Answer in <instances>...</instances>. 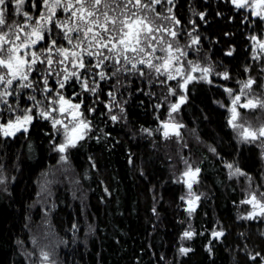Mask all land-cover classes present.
Masks as SVG:
<instances>
[{
    "label": "trees",
    "instance_id": "trees-1",
    "mask_svg": "<svg viewBox=\"0 0 264 264\" xmlns=\"http://www.w3.org/2000/svg\"><path fill=\"white\" fill-rule=\"evenodd\" d=\"M126 2L104 0L99 5L101 22H105L101 13L106 11L117 19L119 27L126 14L138 11L129 4L131 11L125 13ZM166 2L161 0L162 5ZM158 10L166 22L171 23L175 16L180 23L172 20L173 24L185 32L194 27L190 17L199 21L197 29L209 38L214 65L228 70L233 77L244 75L243 67L250 65L243 49L248 23L242 25L246 17H241L230 0H175L170 14L160 7ZM200 13L204 14L202 20ZM157 14L148 9L138 11L148 19H160ZM231 43L236 50L232 56L224 55ZM126 56L127 61L122 59L116 64L105 59L103 79L94 76L93 80V75L85 72V112L92 128L75 147L69 148V161L85 196L82 200L74 197L66 182L55 187V209L49 224L60 242L58 263L264 264V218L240 216L243 184L230 179L224 166L226 161L237 158L248 173L260 180V152L253 146L238 151L227 109L221 105L227 97L221 88L224 82L194 84L190 88L180 118L194 134L181 147L175 139L160 133V121L168 112L166 105L175 94L171 86L178 89L177 84H170L161 75L155 80L151 73L147 83L140 73H131L140 67L133 64L129 54ZM84 63L85 70L97 73L93 60L86 59ZM67 89L71 97L77 85ZM114 95L121 101L125 119H111L107 102ZM53 136L54 127L36 120L28 137L0 144V165L7 175L11 177L21 166L9 192L0 190V264H28L22 251L29 239L28 230L46 219L38 207L33 208L37 182L45 170L58 162ZM180 149L200 163L206 189L192 216L183 205V186L177 178ZM185 231L193 233L191 239H182ZM181 248L190 251L181 253Z\"/></svg>",
    "mask_w": 264,
    "mask_h": 264
},
{
    "label": "snow or ice",
    "instance_id": "snow-or-ice-1",
    "mask_svg": "<svg viewBox=\"0 0 264 264\" xmlns=\"http://www.w3.org/2000/svg\"><path fill=\"white\" fill-rule=\"evenodd\" d=\"M25 0H15V10L17 13L21 12L22 6L24 4ZM104 2V0H75V4L71 2V0H43V6L47 12V15H45L44 12H41L39 17L35 19V23H25L24 25H17L16 30H13L10 25L7 24L5 14L7 11V4L6 0H0V69H5L6 71L0 72V86L3 87V91H0V102L7 103V97L14 94V92L11 90L12 85L14 81H20L21 83L17 85L18 88H30L32 87V82L29 81V73H31L36 64L39 62L41 64L47 63L48 65H51L53 63V59L50 55L53 50L59 55H62L64 57V60H67L69 55H71L73 58H75L72 62L76 63V60L79 59V67L85 68L86 65L83 62V59L79 52L71 51L68 48L64 47H58L57 46V39L53 38V32L52 29L48 27L49 24H53L56 28H59L61 32L63 33L62 38L64 40H67V42L71 45L73 43V38L69 35V33L73 31H83V36L87 38L89 36V33L93 32V29L90 25L92 24H99V18L97 16V13L99 12L98 6L101 5ZM169 4L173 3V0H167ZM161 3V0H150V3L144 4L142 3V0H127V2L124 4V10L125 13L130 12L131 10L128 8V5L131 4L133 7L137 8V10L141 9H148L152 12H155L154 5ZM232 3L237 8L242 7H251V4L249 3V0H232ZM254 3L257 7H264V0H254ZM105 8H108L109 5L107 3L104 4ZM32 7H37V4L35 3V0L32 4ZM58 8H62L64 12H70L71 16L69 19L77 18L79 21L84 22V27L80 24H76L74 26H69L67 21L60 22L55 20L56 11ZM137 12H131V15H125V18L119 21V27H117V19L114 17H110L108 13L105 11L101 13L104 17V24H99V26L102 28L103 32H114L117 35L113 36L109 39V43H111L112 39H115L117 44H119L122 47V51L120 54H123V52L131 51L133 53H136L137 51L143 52L145 49L143 47H139L142 43H147L149 47H151L150 38L154 39L152 36L153 33V27L151 24V21L148 19L147 15L140 16ZM169 13H171L172 9H168ZM23 16L26 18V21H32L33 17L29 15L28 12H23ZM253 15L259 16L260 13L253 11ZM159 15V14H157ZM200 18H204V14L200 13ZM264 19V17H261ZM172 20L175 21L176 24H179L180 21L175 19V16L171 17ZM112 24V28L109 29L108 23ZM5 27H8L9 31H4L3 29ZM29 29V31H25V29ZM156 32L161 31L159 27L155 28ZM164 31H169L168 29H164ZM47 33V35H46ZM170 35L173 37L176 36V32L172 31L170 32ZM78 43L73 45V47L78 48L80 47V44L83 43L82 40H80V37H76ZM103 37L99 33H93L92 40L99 42ZM252 40L257 41L259 45L260 52H264V42L257 40V37L253 36L251 37ZM49 41L47 47L43 48L41 52H36L33 49L35 46L40 44L43 41ZM193 43H198V38L193 40ZM91 46V42L89 44ZM101 48H108V44H100ZM115 47V46H114ZM113 48H109V51H113ZM172 49V45H168V52L169 55L167 57H158L157 59L163 60V63L161 64H152L150 61L148 62V66L150 68H154L157 73H161V69L165 73L168 74V79H176V76L171 75L169 72V69L172 65L173 61H179L178 56H171L170 52ZM154 52L155 49H152ZM160 51H165V49L161 48ZM177 51H179L177 49ZM43 53H48L49 55L45 56L44 59H41V55ZM89 55H92L91 52H89ZM98 55H102V53H98ZM228 55H231V52L228 53ZM259 53L255 52L254 47V58H258ZM109 57H104L99 61V63L96 64V67L99 68L101 64H103L105 59H108ZM124 59L127 61V56L124 57ZM60 63H63L64 61H59ZM119 62V61H117ZM140 63H144V61H140ZM191 64V62H189ZM133 68H135V65H133ZM200 71L202 75L199 77V79H205L207 73L210 71V69H200L198 65H194L191 67V72ZM177 75L181 76L184 80L183 84L178 85L179 87L186 88V85L192 81L197 79V77L192 76L190 73L185 77L184 73L181 72L180 68L176 69ZM143 74V73H141ZM72 76H76L77 74L75 72L71 73ZM101 78L103 79L105 74L103 72L100 73ZM224 79H228L227 72L222 74ZM65 79H68L66 76ZM24 81H28V83H24ZM211 82V81H209ZM45 85L47 84V79L44 81ZM255 83V80L252 78H249L246 82H243L242 88L240 90L239 95H235L234 98L231 101V108L229 111L231 112V119H229L228 123L233 126L234 128L240 127L243 128V125H237L234 123L236 119L239 117V112L237 111V105L241 108H250L254 109L257 107L264 108V100L256 99H248L245 103L239 104V101L241 99V96L245 95V89H251L252 84ZM64 86L63 82H60V87L62 88ZM85 90H87V81L83 82L82 85ZM47 90V89H46ZM50 91V90H48ZM91 91L95 92L96 89L92 88ZM172 91V90H170ZM229 96L233 95L232 89H226ZM109 95H112L109 93ZM31 99L35 100V97H30ZM114 99V97H113ZM185 100V97L181 96L179 98V103L171 105L172 111H177L179 109L180 103H183ZM68 103L69 101H65L63 96L59 97V101L57 103ZM39 103V102H37ZM70 107L79 109L80 104L71 105ZM158 107V106H157ZM11 106L9 105V111H11ZM56 109H52V111H55ZM62 113L67 112L68 109H65L63 107V104H61V107L59 109ZM123 111V109H121ZM32 112V109H27L24 111L23 116H17L15 118V121L8 120L6 123H0V135L3 136H14L19 131H27L26 124L31 123L33 117L30 114ZM73 117V120H77L78 124L75 125L72 128V132L75 133V135H70L68 127L65 125V142L58 145V150L61 152H64L69 147H75L78 140H82L84 138V134L86 130H88V123L85 122L82 119H79V117L82 115L79 112L76 113H70ZM39 115L43 116L44 118H50L51 113L47 111H42L39 113ZM112 120H116V116L111 117ZM63 122L61 120H52L53 127L55 128L57 125H61ZM164 127L167 129L168 125L165 124ZM178 127V126H177ZM77 128L79 131H77ZM178 134V133H177ZM165 135H168V132H165ZM241 135L245 141H254L258 139L259 137H264V126H261L257 130H250L248 128H243V131L241 132ZM215 151V149H213ZM228 168H232L231 164L227 165ZM191 171V170H190ZM238 171V169H237ZM199 172V169L197 168L195 170V173H192L193 179L195 178L196 173ZM189 173H185L187 176ZM189 188H191V184L188 185ZM261 196H264V193H261ZM198 199V198H197ZM255 203L253 204V202ZM243 203H249L253 204L254 211L252 213H249L248 218H254V216L257 214L255 212V208L257 206L260 207V215H264V204H261L260 201L256 200L255 194H253L252 198L247 201H243ZM190 211H194V208L189 209ZM193 233L190 231H185L182 239H191ZM214 236L222 235V233H213ZM181 253H187L190 251V249L187 248H181ZM45 258H47V254H45Z\"/></svg>",
    "mask_w": 264,
    "mask_h": 264
},
{
    "label": "rangeland",
    "instance_id": "rangeland-1",
    "mask_svg": "<svg viewBox=\"0 0 264 264\" xmlns=\"http://www.w3.org/2000/svg\"><path fill=\"white\" fill-rule=\"evenodd\" d=\"M174 3L172 4H168L167 2L162 5L161 3L159 4H155L154 8L155 11L159 14L158 17L160 19H155L154 17H151L149 20L151 21L152 27H153V37L154 40L152 41V39H150L151 45L153 44H157L158 43V34L163 36L164 39V49L165 51L163 52L165 55H159L157 53V51L155 50L154 52L151 50V47L148 46V44H144L142 43L141 45H139V47H143L145 50L143 52H139L137 51L136 53H133L131 51H127V52H123V54H120L122 51V47L120 46V48L118 50H115L114 53L115 54H111V61H116V63H118L117 61H120L122 59H124V57L126 55H130L133 64L136 62V64H138V67H140V69H133V72L131 73H140V75L147 81V83H149L148 76L149 74H154V79L156 80V77L158 79V77L160 75H162V79H166L170 84L173 83L172 79H168V74L169 73H165L163 71V69H161V73H157L155 71V69H152V71H150L148 69V62L151 60L154 64H161L163 63V60L161 59H157L158 57H167L169 55L168 52V45L171 44L172 45V49L170 54H173L174 52H178L179 54L177 56H179V61H173L172 65L169 69V72L171 73V75L173 76H178L176 73V69L180 68L181 72L184 71V76L186 77L189 73L192 75L194 72H191V67L198 64L197 61L189 59V52L193 50V48H195L193 43V39L194 37L198 38V35H201L197 30V26L199 21L196 22V20L192 17H190L191 21H194L195 25L193 28H190L188 30V32L182 31V29H178L173 23V21L171 20V23H169L168 21L166 22L165 17H163L164 14L158 12L159 7L164 9L165 12H169L168 9L169 8H173L175 5V0L173 1ZM230 2L232 3V0H230ZM250 4L253 5L254 4V0H249ZM232 5H234L232 3ZM235 6V5H234ZM172 12V11H171ZM170 14V13H169ZM150 17V16H149ZM202 20V19H201ZM93 27V24L90 25ZM159 27L161 29V31L156 32L155 28ZM164 29H168L169 31H164ZM176 32V36L173 37L172 35H170V32ZM94 30L92 33H89V36L93 35ZM185 36V37H183ZM186 38V39H185ZM185 39V41H183ZM186 42V43H185ZM92 45L98 44L96 41H91ZM186 45V46H185ZM177 49L179 51H177ZM86 50V49H85ZM195 50V49H194ZM193 50V51H194ZM86 54L89 55V52L92 53V55H90V57L94 56V51H90V50H86ZM173 52V53H172ZM174 55V54H173ZM193 55V54H192ZM191 56V54H190ZM92 59V58H91ZM94 61V67H96V64L99 63L100 59H92ZM144 61V63H140V61ZM154 60H156V62H154ZM73 61V60H71ZM150 61V62H151ZM189 62H191V64H189ZM201 63H207L208 66L210 65V61L209 62H203L201 61ZM76 63H74L75 65ZM104 64V62H103ZM101 64V66L98 69L97 73H96V77H101L100 73L103 72L105 74V70H104V65ZM143 64V66H147V68L145 69V67L143 68L141 65ZM208 66H204L203 69L207 68ZM142 67V68H141ZM210 67H212V64L210 65ZM209 68V67H208ZM210 69V68H209ZM212 69V68H211ZM109 70V69H108ZM131 69H129L130 71ZM154 70V71H153ZM212 71H214L212 69ZM163 72V74H162ZM211 72V70L209 71V73ZM143 73V74H141ZM159 75V76H158ZM230 75H228L229 77ZM106 77V75L104 76ZM198 77V76H197ZM249 78H252L255 80V83L252 84L251 89H245V95L241 96V99L239 101V104H243L245 103L248 99H252V100H256L257 98L260 100H264V65L262 66V74L259 77L257 74H250L248 75V77L243 80V81H233V86L229 87L228 89H232L233 95L229 96L228 92H227V109L229 111V109L231 108V101L234 98L235 95H239L240 94V90L242 88V84L243 82H246ZM230 79V78H228ZM101 79H99L100 81ZM183 80V78H182ZM184 82V81H183ZM180 85V82H179ZM178 86V85H177ZM172 91L175 92V94L170 96V100L171 102L168 103L166 105V107L168 108V112H167V116L160 121V133L163 136L165 135V132H168L167 137H171L173 139H175L177 141V144H180V146L182 147L183 144H185L187 141V139L190 138V136L192 134H194V130L190 129V128H186L183 125V121L180 118V105L179 109L177 111H172L171 109V105L173 104H177L178 100L181 96H184V90L178 86L175 89H173V87L171 86ZM114 97V99H113ZM169 101V100H168ZM107 107L108 110H110V115L112 116H116L117 119L120 118H124L125 119V113H124V109L121 105V101L116 99V96H112L111 100L109 102H107ZM260 108V107H257ZM121 109H123V111H121ZM261 109V117L264 118V108H260ZM255 109H250V108H245L244 111L241 112V107H239V105H237V111L239 112V117L236 119V121L234 123H236L237 125H243V128H248L250 130H257L259 129L261 126H264V120L259 123L256 120V117L254 119H252L250 117V115L254 114L255 112H258V110L253 111ZM257 114V113H256ZM255 115V114H254ZM247 116V117H246ZM86 118V122L88 123L89 127L88 130H86L85 134H84V138L91 132V128H92V122L90 121V119L88 117ZM246 118H249V120H246ZM229 119H231V112L229 111ZM179 126L174 127L173 129H170L172 131L167 130L164 125L165 124H178ZM78 124L77 120H73L72 117L69 116L68 120H67V127L69 130V134H72V128ZM64 124L62 123L61 125H57L55 128L58 130V134L56 133V136L54 138V146H53V151H55L57 153V157H58V162L53 165L50 166L47 170H45L43 172V174L40 176L38 182H37V199L33 205V208L36 209L37 207L40 209L41 212V216H46V219L44 220L43 223H41V225H38L37 227H34L32 229H29V239L28 241H26L25 245L23 246V250L22 247L20 246V249L23 251V255L25 256L28 264H59L57 261V253L59 250V245L60 242L58 241L57 236L54 234V232L51 230L50 228V224H49V216H51V213L54 211L55 209V201H54V195H55V187L59 182H66L68 184H70L71 189L73 191V195L74 197H78L79 199H83L85 194L82 191L80 184L78 183L77 177L75 175V170L73 168V166L71 165L70 161H69V148H67L64 152H61L58 150V145L62 144L65 142V130H64ZM230 127L233 129V132L238 140V142H240L241 144L245 143V144H256L259 146L260 149V158H261V175H260V180H256L253 176L247 174L245 171H242L241 168L239 167L238 161L234 160L231 164V162H226V165L231 164L232 168H228V174L229 177L232 179H237L238 181H242V188H243V193H244V199L243 201H247L250 200L253 196V194H255L256 196V200L260 201L261 204H264V196H261V193H264V137H259L258 139L254 140V141H245L241 135V132L243 131V128L240 127H236L234 128L233 126L230 125ZM55 129V130H56ZM62 133V134H61ZM178 133V134H177ZM83 138V139H84ZM198 141H200L199 139H197ZM184 151L182 149L179 150L178 153V157L180 158L181 162L180 165L178 167L179 169V173H177V178L179 179V181L181 182L182 186H183V194H182V202L183 205L186 209V211L188 212L189 216H192L194 211H190V207L194 208V210L197 209V207L199 206L200 200L203 196L206 195V189L203 186L204 184L202 183V179L201 176L194 180L192 178V176H186L185 173H189L190 175H192V173L200 167V163H198L197 159L194 157V155L192 154H187V156H185L186 154L184 153ZM21 169L20 164L18 165ZM238 169V171H237ZM191 170V171H190ZM19 177V174H14L12 175V177H8L7 173H5V170L3 169L2 165H0V190L4 193H8L9 189L12 185L13 182H15V180H17ZM191 184V188L188 187V185ZM198 198V199H197ZM243 201L241 202L240 206H239V213L240 216H248L249 217V213H252L254 211L253 208V204L255 203V201L253 202V204H249V203H243ZM255 212L257 213L255 216H260L262 218H264V215H260V207L257 206L255 208ZM45 254H47V258H45Z\"/></svg>",
    "mask_w": 264,
    "mask_h": 264
},
{
    "label": "flooded vegetation",
    "instance_id": "flooded-vegetation-1",
    "mask_svg": "<svg viewBox=\"0 0 264 264\" xmlns=\"http://www.w3.org/2000/svg\"><path fill=\"white\" fill-rule=\"evenodd\" d=\"M34 0H25L21 12L17 13L15 10V0H6V4H7V11L5 14V18L7 21V24L10 25L12 27L13 30H16V26L17 25H24L25 23H35V19L37 17H39L41 12H44L45 15H47V12L43 6V0H35V3L37 4V7L33 8L32 4H33ZM71 2L73 4H75V0H71ZM250 3V2H249ZM232 4V3H231ZM233 7L239 11V13L241 14V17L245 16V18L242 21V25L244 26L245 23H248V29L244 38V41L247 43L244 45L243 49L247 54L248 60L250 61V65L247 67H243V74L241 78H237V77H233L232 74L226 70V69H221L218 68L216 65H214L213 61H211L212 56H211V52H212V46L209 43V38L204 37L203 35H198V43H195L193 50L189 52V59L195 60L198 62V65L200 69H203L204 66H208L207 63H201V61L203 62H209L210 61V65L212 64V67H210V65L208 66L211 70V72L207 73L206 78L205 79H199V77L202 75V73L200 71H196L192 74V76L197 77V79L190 81L187 85L186 88L181 87L184 90V96L185 100L183 103H180V105L184 104L189 97V91L190 88L194 85V84H208L211 85L214 82H217V80H221V82L224 84L221 85L222 90L227 94L226 89H228L229 87L233 86V81H243L245 80L248 75H252V74H257L259 77L262 74V66L264 65V52H260L259 50V45L257 43V41H254L251 39V37L255 36L257 37V40L264 42V19H262L261 17H264V7H257L256 4L254 3L253 5H251V7H242V8H237L236 6L233 5ZM99 10L100 7L98 6ZM253 11L259 12L260 15H253ZM23 12H28L30 16L33 17L32 21H26V18L23 16ZM250 15V17H254V20L250 19V17H248ZM71 16V11L70 12H64L62 10V8H58L56 11V16H55V20L60 21V22H64L67 21L69 26H74L76 24H80L82 26V28L84 27V22L79 21L77 18H72L69 19V17ZM98 18L100 17V13H97ZM197 22V21H196ZM105 22H101L100 18H99V24H104ZM195 22L193 21V24ZM99 24H93V30L94 33H99L103 39H101L99 42H97L98 44L89 46L90 42L92 41V36H88L87 38H85L83 36V31H73L71 33H69V35L73 38V43L70 45L67 40H64L62 38L63 33L61 32V30L59 28H56L53 24H49L48 27L52 29L53 32V38L57 39V46L58 47H64V48H68L71 51H76L79 52L83 62L86 61V59L92 60V59H103L104 57H109L108 59H111V54H115L114 51L118 50L120 48V45L117 44L115 39L111 40V43H109V39L113 36H116L117 34L114 32H108L105 33L103 32L102 28L99 26ZM195 25V24H194ZM108 27L109 29H111L113 26L112 24L109 22L108 23ZM118 27V24H117ZM198 27V26H197ZM261 27V28H260ZM4 31H9L8 27H5L3 29ZM196 30L200 33V31L196 28ZM25 31H29V29H25ZM47 35V33H46ZM79 36L80 40L83 41V43L80 44V47L75 48L73 47V45H75L76 43H78L76 37ZM153 36V35H152ZM89 38V39H88ZM194 39H196V37H194ZM193 39V40H194ZM158 43L157 44H152L153 49H155L157 51V53L159 55H164V51H160L161 48L164 49L165 45H164V39L163 36L160 34H158ZM49 41L45 40L43 42H41L40 44H38L37 46H35V48L33 49L36 52H41L43 48L47 47ZM107 43L108 44V48H101L100 44H104ZM242 43V42H241ZM145 45L147 43H144ZM244 44V43H243ZM115 46V47H114ZM147 46V45H146ZM113 51H109V48H113ZM119 47V48H118ZM254 47H255V52L259 53L258 58H254ZM90 50V51H94V56L90 57V55H87L86 50ZM236 50V46L231 43L230 47L225 50L223 52L224 55L228 56V53L231 52L232 56L234 51ZM210 52V53H209ZM98 53H102V55H98ZM173 53V52H172ZM174 54V55H173ZM173 54H171V56H177L179 53L178 52H174ZM191 54V56H190ZM193 54V55H192ZM49 55L48 53H43L41 55V59H44L45 56ZM52 59H53V63L51 65H48L46 62L41 64V63H37L34 70L29 73V81L32 82V87L30 88H18L17 85H19L21 82L20 81H14L13 85H12V91L14 92L13 95L8 96L7 97V103H3L0 102V123H6L8 120H13L15 121V118L17 116H23L24 111L27 109H32V112L30 113L33 117L31 123L26 124L27 127V131H19L17 132L14 136H3L0 135V144H3L4 142H8L11 140H15L21 136L24 137V139L26 137L29 136L31 127L33 125V123L37 120V121H43L48 123L49 127L53 128V124H52V120L56 119V120H61L63 122L64 125L67 126V120L70 117H72V115L70 113H76L79 112L82 115L79 117V119H82L86 122V112H85V106H86V98H85V88L82 86L84 81H87V73L90 75H93V80H95L96 78V74L94 75L93 71H88L85 70L84 68H80L79 65V59L76 60V64L74 65V63L71 60H74L75 58H73L71 55H69L67 60H64V57L62 55H59L55 52V50L52 51V53H50ZM179 57V56H178ZM92 58V59H91ZM64 61L63 63H60L59 61ZM85 64V63H84ZM207 67V69H209ZM214 71H212V69ZM6 71L5 69H0V72H4ZM87 71V73H85ZM75 72L77 75L76 76H72L71 73ZM227 72L228 75H230L228 78L230 79H224L222 74ZM184 73V71H183ZM163 74V72H162ZM68 77V79H65V77ZM95 76V77H94ZM162 76V75H161ZM235 76V75H234ZM163 77V76H162ZM164 78V77H163ZM45 79H47V84L45 85L44 81ZM145 80V79H144ZM146 81V80H145ZM172 81L179 85L183 84L182 77L181 76H176V79H172ZM211 81V82H209ZM60 82H63L64 86L61 88L60 87ZM24 83H28V81H24ZM77 85V91L75 94H73L71 97L68 96L67 93V88L69 87V85H73V84ZM96 83L99 84V82L97 81ZM218 83V82H217ZM220 84V83H218ZM47 89V90H46ZM3 87L0 86V91H3ZM50 90V91H48ZM63 96L65 101H69L71 105H75V104H80V108L79 109H75L70 107V104L68 103H57V101H59V97ZM30 97H35V100L31 99ZM227 99V97H226ZM39 102V103H37ZM179 103V100H178ZM61 104H63V107L65 109H68L67 112H61L59 109L61 107ZM227 100L221 102V105H223L226 109H227ZM9 105L11 106V111H9ZM181 107L180 106V111L179 114H181ZM52 109H56L55 111H52ZM256 111L258 110V112H255L254 114L250 115V117L252 119H254L256 117V120L261 123L264 118L261 117V109L260 108H254ZM245 108H241V112L244 111ZM42 111H47L51 113L50 118H44L43 116L39 115L40 112ZM257 113V114H256ZM247 117V116H246ZM73 118V117H72ZM227 119L229 121V111L227 109ZM246 120H249V118H246ZM172 125V124H171ZM171 125L169 124L167 127V130L172 131L170 129H173L171 127ZM229 128L232 130L233 129L230 127V124L228 123ZM176 126H179V123L176 124ZM175 126V127H176ZM54 128V136L52 138H55L56 133L58 134V130ZM62 134V133H61ZM72 134L74 135V133L72 132ZM233 135L235 136L234 132ZM79 141V140H78ZM235 141L236 144L238 146V151H240V149L244 146L247 147H256L259 152V146L256 144H241L240 142H238L236 136H235ZM234 160L238 161L239 167L241 168L242 171H245L247 174L251 175L250 173H248L240 164L239 160L237 158L231 160V161H226V162H232ZM225 169H226V173L227 176L229 177L228 174V167L225 163ZM4 169V168H3ZM199 172L196 173L194 180L198 179L201 176V167L198 168ZM5 170V169H4ZM20 172V167L18 166L16 169V174H19ZM6 173V170H5ZM195 173V171L193 172ZM188 176H192L188 174ZM253 176V175H251ZM9 177V176H8ZM12 177V176H11ZM10 177V178H11ZM230 178V177H229ZM231 179V178H230ZM16 182V180H15ZM13 182L12 185L15 183ZM11 185V186H12ZM11 188V187H10Z\"/></svg>",
    "mask_w": 264,
    "mask_h": 264
},
{
    "label": "water",
    "instance_id": "water-1",
    "mask_svg": "<svg viewBox=\"0 0 264 264\" xmlns=\"http://www.w3.org/2000/svg\"><path fill=\"white\" fill-rule=\"evenodd\" d=\"M167 125H169V124H167ZM175 126H176V124H172V125H171L172 128H174ZM77 131H79L78 128H77ZM74 135H75V133H74Z\"/></svg>",
    "mask_w": 264,
    "mask_h": 264
},
{
    "label": "bare ground",
    "instance_id": "bare-ground-1",
    "mask_svg": "<svg viewBox=\"0 0 264 264\" xmlns=\"http://www.w3.org/2000/svg\"><path fill=\"white\" fill-rule=\"evenodd\" d=\"M89 39V38H88ZM122 77V76H121ZM125 85V84H124Z\"/></svg>",
    "mask_w": 264,
    "mask_h": 264
}]
</instances>
